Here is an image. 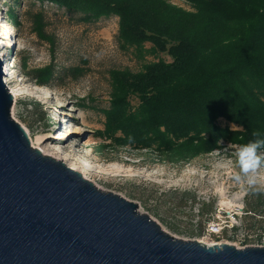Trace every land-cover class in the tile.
<instances>
[{
	"label": "rangeland",
	"instance_id": "374dc122",
	"mask_svg": "<svg viewBox=\"0 0 264 264\" xmlns=\"http://www.w3.org/2000/svg\"><path fill=\"white\" fill-rule=\"evenodd\" d=\"M166 1L195 11L187 0ZM5 25L11 36L0 52L4 67L9 66V85L20 92L12 116L31 143L41 136L44 145L58 144L60 154L73 158L68 166L76 163L98 188L138 203L140 212L176 237L242 247L254 242L249 235L264 231V190L233 179L241 143L221 141L220 147L185 159L179 148H135L107 131L104 110L113 97L112 73L138 72L159 59L170 62L169 54L148 41L139 46L122 42L117 16L84 22L48 0H0V30ZM130 100L139 103L136 96ZM217 123L240 128L223 117ZM258 179L264 185V168ZM185 190L191 199L183 196ZM259 196L263 203L257 205ZM204 201L215 205L209 219ZM216 223L222 230L210 231Z\"/></svg>",
	"mask_w": 264,
	"mask_h": 264
},
{
	"label": "trees",
	"instance_id": "16d2710c",
	"mask_svg": "<svg viewBox=\"0 0 264 264\" xmlns=\"http://www.w3.org/2000/svg\"><path fill=\"white\" fill-rule=\"evenodd\" d=\"M48 1L84 22L117 16L122 42L148 41L172 58L138 72L112 73L107 131L125 144L159 152L179 148L190 159L221 141L243 145L253 131L264 136V0H187L195 11L166 0ZM131 96L139 99L137 105ZM220 117L240 128L220 126ZM188 195L185 190L183 196L191 199ZM205 205L209 219L215 205Z\"/></svg>",
	"mask_w": 264,
	"mask_h": 264
},
{
	"label": "water",
	"instance_id": "95a60500",
	"mask_svg": "<svg viewBox=\"0 0 264 264\" xmlns=\"http://www.w3.org/2000/svg\"><path fill=\"white\" fill-rule=\"evenodd\" d=\"M0 55V264H264V246L176 237L33 147Z\"/></svg>",
	"mask_w": 264,
	"mask_h": 264
},
{
	"label": "clouds",
	"instance_id": "9594fccd",
	"mask_svg": "<svg viewBox=\"0 0 264 264\" xmlns=\"http://www.w3.org/2000/svg\"><path fill=\"white\" fill-rule=\"evenodd\" d=\"M253 139L240 145L236 150V162L239 171L233 176L240 185H247L256 191L264 190L258 179V173L264 168V136L259 131H253Z\"/></svg>",
	"mask_w": 264,
	"mask_h": 264
},
{
	"label": "bare ground",
	"instance_id": "6f19581e",
	"mask_svg": "<svg viewBox=\"0 0 264 264\" xmlns=\"http://www.w3.org/2000/svg\"><path fill=\"white\" fill-rule=\"evenodd\" d=\"M0 31L2 32V33H0V51H1V49L4 46V43L6 42L5 41V38H8L9 36H11L10 35L11 28L8 25H5L3 28H1ZM0 55H1V58L3 59L4 58L3 52H0ZM13 67H14V65H13ZM8 70H9V66L8 65L7 66L5 65V72H6V74H5V82H6V87L9 90V92L13 95V97H14V99L16 101L17 98H18V96H19V94H20V92L18 91V89H16V88H14V87H12V86L9 85L8 79L6 77V76L9 75L8 74L9 73ZM49 100H51L53 102H56V99L53 96H51ZM61 106L62 105L59 104V107L60 108H61ZM31 139H32L33 147L39 149L42 152V154H44V155L51 156V157H53V158H55L57 160H61L64 163H68V160L73 159V158H71V156H67L66 154L65 155L64 154H60L59 153L60 149L58 147V144H55L54 143V144L44 145V142H42V137L41 136L36 137L35 140L33 138H31ZM69 167H71L74 170L79 171L80 173H82V175L84 177L86 176L85 175V169H82L76 163H73V165H69ZM87 169H90V168L87 167ZM202 242H204V241H202ZM204 243H206V244H212V243H207V242H204Z\"/></svg>",
	"mask_w": 264,
	"mask_h": 264
},
{
	"label": "built area",
	"instance_id": "2783aa9c",
	"mask_svg": "<svg viewBox=\"0 0 264 264\" xmlns=\"http://www.w3.org/2000/svg\"><path fill=\"white\" fill-rule=\"evenodd\" d=\"M219 223L213 224L211 226H213L210 231L212 232H219L222 230V226L218 225ZM234 224H230L228 227L235 229L236 227H234ZM234 227V228H233ZM217 230V231H216ZM249 237L252 239V241H254L253 243H246L244 246H250V245H257V246H264V231L262 230H258L255 234H251L249 235Z\"/></svg>",
	"mask_w": 264,
	"mask_h": 264
}]
</instances>
